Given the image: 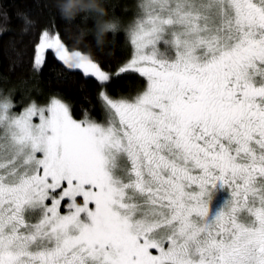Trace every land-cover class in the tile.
Wrapping results in <instances>:
<instances>
[{
    "label": "snow or ice",
    "instance_id": "6c2138e0",
    "mask_svg": "<svg viewBox=\"0 0 264 264\" xmlns=\"http://www.w3.org/2000/svg\"><path fill=\"white\" fill-rule=\"evenodd\" d=\"M17 15L31 77L51 52L57 80L84 83L79 108L27 78L19 99L0 88V264H264V0H138L126 24L110 0ZM105 19L124 31L107 58ZM60 21L93 43L70 48ZM133 75L134 94L112 87Z\"/></svg>",
    "mask_w": 264,
    "mask_h": 264
},
{
    "label": "trees",
    "instance_id": "16d2710c",
    "mask_svg": "<svg viewBox=\"0 0 264 264\" xmlns=\"http://www.w3.org/2000/svg\"><path fill=\"white\" fill-rule=\"evenodd\" d=\"M138 0H110L112 13L126 24L135 12V5ZM45 4L48 7H43ZM0 5L7 8L8 19L4 20L0 14V28L7 27V30L0 32V88H9L15 86L16 98L19 99L20 93L25 87L22 82L27 78V86L33 85L44 92L59 89L66 96L76 103L77 108L80 106L81 92L79 86L84 81L79 72L68 73L70 79L57 80L54 73H50L49 67L55 64L57 70L61 69V64L56 61L51 52L48 53V64L43 68L38 77L33 79L29 71L28 59L32 54V42L35 39V32H24V19L17 15V10L26 11L31 17L35 18L40 25L46 24L50 16L56 13V0H0ZM60 30L64 33L66 43L71 48L75 43L73 38L78 39V29L82 25L60 21L58 24ZM87 42L93 43L91 36H88ZM124 44L123 27L117 29L114 35L109 34L105 45L100 46L96 55L107 58L109 53L117 52ZM16 50H24L26 55L24 63L17 66L14 71H9V63L16 59ZM7 78V79H5ZM89 86L91 81L87 82ZM140 81L136 76H125L118 81H114L112 87L124 92L133 93L139 86Z\"/></svg>",
    "mask_w": 264,
    "mask_h": 264
},
{
    "label": "clouds",
    "instance_id": "9594fccd",
    "mask_svg": "<svg viewBox=\"0 0 264 264\" xmlns=\"http://www.w3.org/2000/svg\"><path fill=\"white\" fill-rule=\"evenodd\" d=\"M95 8L97 10H99L100 12H103L105 14L108 11L104 5H102L98 2L95 4ZM64 14L65 15H69V14L74 15L75 13L74 12H72V13L64 12ZM116 23L117 22L114 19H105V20H102L100 22V35L97 37V40L101 46L106 42L109 32L113 30L112 28H109L107 25H109V24L115 25ZM86 39H87V33H84L83 35H79L77 42L83 43L86 41Z\"/></svg>",
    "mask_w": 264,
    "mask_h": 264
}]
</instances>
